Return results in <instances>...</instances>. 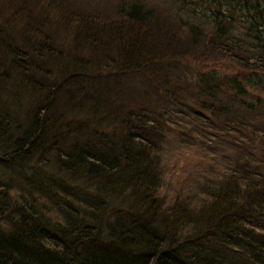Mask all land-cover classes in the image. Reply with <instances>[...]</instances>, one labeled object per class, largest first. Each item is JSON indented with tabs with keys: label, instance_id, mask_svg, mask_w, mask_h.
Masks as SVG:
<instances>
[{
	"label": "trees",
	"instance_id": "obj_1",
	"mask_svg": "<svg viewBox=\"0 0 264 264\" xmlns=\"http://www.w3.org/2000/svg\"><path fill=\"white\" fill-rule=\"evenodd\" d=\"M0 264H264V0H0Z\"/></svg>",
	"mask_w": 264,
	"mask_h": 264
}]
</instances>
